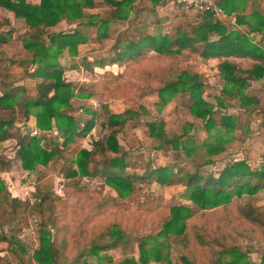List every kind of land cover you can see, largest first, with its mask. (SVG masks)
Wrapping results in <instances>:
<instances>
[{
    "label": "rangeland",
    "instance_id": "1",
    "mask_svg": "<svg viewBox=\"0 0 264 264\" xmlns=\"http://www.w3.org/2000/svg\"><path fill=\"white\" fill-rule=\"evenodd\" d=\"M102 1L94 0L92 6L85 8L84 21L90 14L102 20L114 9ZM166 2L158 17L144 13L148 22L139 25L143 32L155 38L166 35L174 42L178 32L191 35L198 25L195 18L205 17L184 11L170 0ZM135 11L131 17L138 14ZM1 18L9 22L0 24V32L11 31L12 37L0 48V80L16 89L22 87L30 95L38 81L32 77L38 65L32 62L31 53L21 42L30 27L3 7H0ZM128 18L111 19L106 28L108 36L103 39L97 37L95 26L79 29V20L63 19L52 27L54 32L84 31L87 37L77 45L75 53L65 48L58 62L62 77L72 83L74 93L70 107H65L63 112L74 117L78 130L85 127L86 121L94 122L89 130L74 136L62 148L59 158L36 166L30 175L21 167L17 136L0 142V180L5 184L2 197H6L0 205V264H37L32 253L39 246L42 229L56 250L58 264H120L126 259L135 261L133 264H215L217 256L222 257L221 250L230 246L245 251L250 261L260 263L264 258V227L246 221L241 210L248 205L260 207L264 219V186L254 194L235 196L227 205L202 209L186 197L187 190L180 184L164 186L137 180L128 195L119 197L102 177H66L65 173L75 167L70 159L76 152L82 148L92 149L93 141L109 133L110 129L102 125L106 110L128 117L117 135L126 153V173L141 175L147 162L156 159L174 163L190 173L197 171L201 175L215 176L227 164L241 159L252 170L264 166V89L243 88L246 97L257 98V104L250 106L242 105L239 91L226 93L224 89L232 84H226L219 74L218 65L222 60L203 57V42L180 50L172 47L178 51L169 55L149 51L134 61L95 66L92 70L72 67V60L80 63L84 58L94 60L113 54V45L120 51L125 41H117V36L121 39L126 35L136 36L135 24ZM45 42L48 43V39ZM180 73L183 80L187 75H198L201 98L212 108L211 126L208 127L206 119L192 114L193 99L189 90L170 95L166 102L161 100L158 89L176 80ZM12 118L11 125L7 126L9 132L39 135L45 147L51 148V141L63 139L54 126L51 130L38 129L36 118L30 115L26 119L17 105L12 110L0 108V120ZM152 125L163 127L170 141L177 139L178 151L166 143L157 149L159 140L151 135ZM112 156V152L97 153L89 169L101 168ZM42 196L48 201L41 213L21 208L13 214L9 200L12 197L35 204ZM175 205L190 210L186 218V239L159 234L170 208ZM117 237L122 239L114 247L105 249ZM141 239L146 241V249L156 248L160 252V260L149 256L145 262L139 261ZM92 243L103 248L95 254L90 251ZM81 253L88 255L80 256ZM223 257L227 255L223 253Z\"/></svg>",
    "mask_w": 264,
    "mask_h": 264
},
{
    "label": "trees",
    "instance_id": "2",
    "mask_svg": "<svg viewBox=\"0 0 264 264\" xmlns=\"http://www.w3.org/2000/svg\"><path fill=\"white\" fill-rule=\"evenodd\" d=\"M164 1L166 0H154V3ZM102 2L104 4L109 3L114 9L108 11V15L102 20L90 14L88 19L84 21L85 8L92 6L94 0H39L38 3L26 0H0V7L12 11L15 17L23 19L24 23L30 27L29 31L22 35L21 42L23 48L31 53L32 62L38 65L35 72L32 73V77L38 81L33 88L34 92L30 95L25 93L22 87L16 89L6 81L0 80V108L12 110L17 105L22 110L24 117L27 118L33 115L36 118L38 129L51 130L54 126L63 138L61 142L51 141V148H48L41 144L39 135L9 132L7 126L11 125L14 118L0 120V142L11 136H17V153L20 157L21 167L27 171L28 175L35 172L36 166H44L49 160L59 158L62 148L71 142L74 136L84 134L86 130L93 126V120L86 121L85 127L78 130L74 117L63 112L65 107H70V100L74 93L72 83L62 77L63 71L58 62V57L65 48L69 49L71 53H75L77 45L87 40V37L84 31L54 32L52 27L63 19L79 20L81 26H89L90 28L95 26L97 37L103 39L108 36L106 28L111 19H126L128 17L129 11L128 8L125 10V6H128L131 0H103ZM223 3H220V5L227 12L236 11L231 7H227V2ZM255 15L256 17L260 16L257 13ZM82 19L83 21H81ZM97 20H99V23H97ZM134 20L136 21V36L126 35L123 39L120 38V35L117 36V41H125L120 51L116 50V45H113V54L94 60L84 58L80 63L72 60V67L83 66L88 70H92L95 66L105 67L107 64L123 60L134 61L149 51L169 55L170 52L178 51V49H171L172 47H178L180 50L188 45L193 46L194 43L203 42L204 48L201 51L203 57L247 56L256 61L250 67L243 68L239 64L221 59L222 61H220L218 67L219 74L224 82L232 84L229 89H224L226 93L231 94L233 90L239 91L243 106L257 104V98L246 97L243 94V88L248 86V80H259L264 77V46L252 43L246 35L236 31L226 32L221 23L212 21L210 15H205L202 22L191 31V35L186 32H178L174 42L166 35L155 38L154 35L143 32L139 25L143 26L148 22L146 14H138L134 17ZM241 21L242 19L237 17V22ZM4 22L8 23L9 21L1 18L0 24ZM249 27L251 30H262L261 26L249 25ZM211 33L219 34V38L211 39ZM11 37V31L0 32V48L4 43L9 42ZM45 39H48L49 42L46 43ZM181 74L176 80L168 82L158 89L161 100L166 102L170 95L189 90L193 99L190 106L192 114L198 118L206 119L208 127L211 126L213 124L212 108L201 98V83L197 80L198 75L183 73L187 75V79L183 80ZM103 117V128L110 129L109 133L105 137L93 141L92 149L82 148L76 152L75 157L70 159L75 167L65 173L67 178H73L77 175L102 177L107 185L116 190L119 197L128 195L133 189V182L137 180L145 183L157 182L164 186L180 184L187 190L186 197L202 209L227 205L232 202L235 196L239 197L244 193L254 194L264 186V166L252 170L244 159L227 164L216 176L211 173L201 175L197 171L190 173L174 163H162L158 159L147 162L148 166H151H146L141 175L126 173L124 169V156L126 153L122 151L117 135L126 124L128 117L124 116L123 113L107 110ZM228 120L231 121L232 118L228 117ZM150 132L152 136L159 140L157 149L162 148L163 144L166 143L170 144L173 150L178 151L177 139L170 141L166 138L163 127L155 128L152 125ZM107 152L114 153V156L106 159L101 168L94 167L91 171L89 163L93 157L97 153L106 154ZM1 159L0 157V163ZM6 165L8 166V163ZM74 187L77 188L76 185ZM4 189L5 184L0 180V205L4 202L3 199L6 198L5 196L2 197V190ZM40 198L38 203L30 204L28 201H21L17 197H12L9 200L13 214L21 208H29L41 213L48 199L44 196ZM241 212L243 218L252 225L264 227L263 211L260 207L248 205ZM189 213L188 207L183 205L172 206L170 215L163 223L159 234L175 236V238L180 236L181 239H186V218ZM41 233L39 246L32 253L33 260L37 264H58L56 250L46 236L47 232L42 229ZM122 238L117 237L105 249L114 247L118 240ZM144 242L146 241L143 239L139 241V261L145 262L149 256H152L154 260H160V252L156 248L146 249ZM102 248L98 244L92 243L90 251L96 254ZM223 253L227 255V258L223 257ZM220 254L222 257L217 256L215 264H264V258L260 263L252 262L247 258L245 251H241L235 246L224 248ZM86 255L88 254H80V256ZM133 263L135 261L126 259L120 264Z\"/></svg>",
    "mask_w": 264,
    "mask_h": 264
},
{
    "label": "crops",
    "instance_id": "3",
    "mask_svg": "<svg viewBox=\"0 0 264 264\" xmlns=\"http://www.w3.org/2000/svg\"><path fill=\"white\" fill-rule=\"evenodd\" d=\"M218 2L222 4H224L223 2H227V7H231L235 9L236 11L234 12L236 13V16L242 19L241 22H236L235 26H228V25L222 24V26L226 29V32L236 31L242 35H246L252 43H257L258 45L262 47L264 46V0H230V1L218 0ZM167 3L168 2L164 1L162 3L160 2V3L155 4L154 0H131L130 4L128 6H125V10H127L128 8V11H129L128 13L129 18L127 17L128 21H130L131 23L133 22L135 24L136 21L134 20V17H136L140 13L141 14H144V13L153 14L158 17L161 12V8H163ZM134 9L138 12V14L136 13L135 15H133V17H131L132 11ZM187 12L194 13L191 11H187ZM256 13L260 14V16L256 17L255 15ZM205 15H208V14H205ZM194 20L198 21L196 22V24L199 25L203 19L195 18ZM212 21L214 20L212 19ZM249 25L261 26L262 30H251ZM79 26H80L79 29H85V27L82 28L81 25ZM211 35L214 37H212ZM211 35H210L211 39L219 38V34L212 33ZM217 59L218 60L219 59L229 60L232 63L239 64L240 67H243V68L250 67V65H252L253 63H256L255 60L247 56L246 57L245 56H240V57L228 56V57H223V58L217 57ZM263 85H264V77L260 78L259 80H248V88L253 87L255 90L260 91L264 89ZM258 98L260 99L261 96H258Z\"/></svg>",
    "mask_w": 264,
    "mask_h": 264
},
{
    "label": "built area",
    "instance_id": "4",
    "mask_svg": "<svg viewBox=\"0 0 264 264\" xmlns=\"http://www.w3.org/2000/svg\"><path fill=\"white\" fill-rule=\"evenodd\" d=\"M180 5L184 11H192L199 15L208 14L214 22H219L228 26H235L237 16L234 11L227 12L218 0H170Z\"/></svg>",
    "mask_w": 264,
    "mask_h": 264
}]
</instances>
